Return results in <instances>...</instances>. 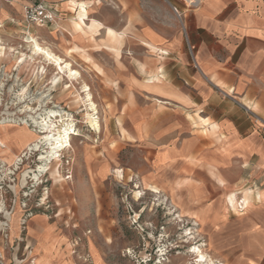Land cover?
Instances as JSON below:
<instances>
[{
    "label": "rangeland",
    "instance_id": "1",
    "mask_svg": "<svg viewBox=\"0 0 264 264\" xmlns=\"http://www.w3.org/2000/svg\"><path fill=\"white\" fill-rule=\"evenodd\" d=\"M34 1L0 0L7 11L6 15L0 7V48L4 50L0 51V122L5 125L0 127V140L9 148L0 155V264H35L34 259L44 258L50 262L52 239L58 245L54 257L62 264H71V256L76 257L78 249L89 246L92 250L91 242L103 254L100 263L195 264L189 251L196 243L206 245L202 248L214 264H225L210 252L204 223L197 226L184 217L179 222L180 213L187 215L176 210L173 196L168 198L161 187L147 181L152 174L146 176L144 165L151 161L153 151L148 139L134 143L123 123L129 111L137 110L141 103L137 93L140 84L155 81L157 68L170 69V53L159 54L155 47L145 49L141 45L145 41L142 27L166 41L177 35L185 40L186 21L204 8L206 0H174V6L170 0H147L145 11L140 5V16L147 26L138 23V12L131 15V30L119 41L117 33L124 16L116 6L106 4L92 16L105 26L106 30L98 34L101 26L87 10L92 31L73 27L77 37H72L75 40L86 34L85 45L66 58L56 54L80 73L73 82L64 77L54 80L59 77L56 68L32 56L26 42L38 36L29 34L34 25L25 22L23 11ZM146 34L148 44H153L155 33L147 30ZM38 42L48 48L40 39ZM84 57H90L91 63ZM144 68L152 74L145 75ZM84 85L96 111L89 107ZM49 111L56 113L53 120L57 126L61 115L73 130L72 148L57 154L60 162L56 165L39 160L47 156L42 154L47 150L45 145L38 152L28 150L40 136L33 122L40 123ZM87 113L98 120L99 132L91 130ZM4 128L9 131H1ZM13 157L10 165L2 160ZM49 167L53 175L39 171ZM150 186L160 194L149 193ZM44 224L55 226L51 232L55 237L49 239L51 233L44 231L48 245L40 252L29 232ZM186 230L192 235L185 237ZM59 236L66 237L69 245L63 247Z\"/></svg>",
    "mask_w": 264,
    "mask_h": 264
},
{
    "label": "crops",
    "instance_id": "2",
    "mask_svg": "<svg viewBox=\"0 0 264 264\" xmlns=\"http://www.w3.org/2000/svg\"><path fill=\"white\" fill-rule=\"evenodd\" d=\"M40 1L51 7L53 20L32 26L29 34L64 58L85 45L86 34L72 40L82 7L101 26L98 34L106 29L92 16L106 4L116 6L124 16L117 41L131 30V15L138 12V23L147 26L140 16L147 0L33 3ZM185 25V40L177 35L168 41L142 27L141 45L170 53V69L157 68L155 81L140 84L141 103L123 123L134 143L148 139L153 151L144 165L146 176L152 174L147 181L172 195L177 211L201 218L212 255L225 264H264V132L259 129L264 120V0H206ZM147 30L155 33L153 44L147 42ZM42 230L40 225L29 232L40 252L48 245ZM57 239L69 245L66 237ZM91 243L93 249H78L71 264H108L100 263L103 254ZM57 246L47 264H62L54 257Z\"/></svg>",
    "mask_w": 264,
    "mask_h": 264
},
{
    "label": "bare ground",
    "instance_id": "3",
    "mask_svg": "<svg viewBox=\"0 0 264 264\" xmlns=\"http://www.w3.org/2000/svg\"><path fill=\"white\" fill-rule=\"evenodd\" d=\"M189 3L197 4V3H193V1H190ZM76 19H78V20L73 23V25H74L73 27H75L77 30L83 31L86 33H89L92 31V29L90 28V25L87 23L89 20V17H88V11L86 10V8L84 9L82 7V11L79 13V15L77 16ZM36 27H42V26H36ZM38 40H39V38H33L32 37L26 43L29 44V47L31 48L32 56L40 57L41 59H43V62H45L46 64H48L50 66H54L56 68L57 74L59 75V77L57 76L56 78H54V80H56V79L60 80L61 77H64L69 82H73V81H76L77 78H80V73L77 70L72 68V64L70 62L64 60L63 58H61L59 56H57L48 48L43 47L38 42ZM1 50L2 49L0 48V51ZM2 51H4V50H2ZM20 61H23V60H20ZM82 89H84L83 91L86 92V99L89 102L90 109L92 111H96L95 106L91 101V95L89 93L87 86L84 85L82 87ZM81 101H82V99H81ZM86 117L89 119V124H90L91 130H93L95 132H99L100 126H99L98 120L93 119L91 117V114H89V113L86 114ZM53 118H57L56 113L49 111L46 115V118L42 119V121L40 123L36 122V121L33 122V124L35 125L34 127H37L39 129L40 136L31 142L33 145L28 150L38 152L40 150V148L45 145L47 147V150L44 153L42 152V154H46L47 156L45 157L42 155V156H40L39 160H49L50 163L53 162L56 165L60 162L57 154L60 151H65L67 149L72 148L70 142H71V136L73 135V130H72L71 126L65 125V123H64L65 120H63L61 115L59 116V118L61 120L57 121V123H60L59 126L56 125V121H54ZM3 123L4 122H0V127L5 126ZM24 126H25V124H24ZM6 127H10V126L6 125ZM6 129L7 128H4L1 131H4ZM75 136H77V135H75ZM21 139H23V138H21ZM19 140H18V142H19ZM31 140H32V138H31ZM30 144L27 146H30ZM0 147L3 148V149H0V155L7 153L9 150V148L1 140H0ZM49 155H50V157L48 158ZM2 160L7 162L10 165L13 162L14 157L11 158V160H8V159H2ZM39 171L40 172L50 171V173L52 175L54 174V171L51 170V167H49L48 169L47 168L39 169ZM58 178L60 179V176H58ZM62 180H64V179L59 180V182ZM55 181H57V180H55ZM147 191L151 194H154L155 196H158L160 194L158 192V189L154 186H150V188ZM136 196L139 197V194H136ZM177 197H179V196H177ZM171 205H172V203H171ZM169 216H171V215H169ZM183 217L191 220V222L193 221L197 226H200V224H201V218L199 216L191 214V215L186 217L183 215V213H180V215L177 216L179 222H183ZM41 226L43 229L42 233H44V231L51 233L55 229V226L50 227L49 225H45V224L41 225ZM191 235H192V233L190 231H187L185 234V237H187V236L189 237ZM55 241H56V239L51 240L50 248L55 247V245H56ZM192 244H194V246L190 249L189 254L193 257V261L195 264H214L213 258H211L206 253L207 250L205 251L204 248H202V247H206V245H202V244L196 245V243H192ZM34 263L35 264H47L49 262H48V259L44 258L43 260H35L34 259Z\"/></svg>",
    "mask_w": 264,
    "mask_h": 264
},
{
    "label": "built area",
    "instance_id": "4",
    "mask_svg": "<svg viewBox=\"0 0 264 264\" xmlns=\"http://www.w3.org/2000/svg\"><path fill=\"white\" fill-rule=\"evenodd\" d=\"M23 12L24 20L29 25L44 26L53 20L51 7L41 1L26 6ZM259 129L264 132V120L259 122Z\"/></svg>",
    "mask_w": 264,
    "mask_h": 264
}]
</instances>
